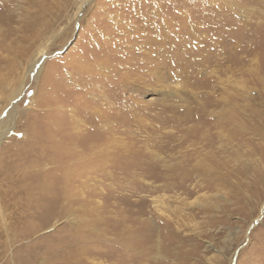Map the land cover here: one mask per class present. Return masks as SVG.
Returning a JSON list of instances; mask_svg holds the SVG:
<instances>
[{
    "label": "rangeland",
    "instance_id": "1",
    "mask_svg": "<svg viewBox=\"0 0 264 264\" xmlns=\"http://www.w3.org/2000/svg\"><path fill=\"white\" fill-rule=\"evenodd\" d=\"M1 134L18 264H264V0H0Z\"/></svg>",
    "mask_w": 264,
    "mask_h": 264
},
{
    "label": "bare ground",
    "instance_id": "2",
    "mask_svg": "<svg viewBox=\"0 0 264 264\" xmlns=\"http://www.w3.org/2000/svg\"><path fill=\"white\" fill-rule=\"evenodd\" d=\"M5 136L6 135L4 134L0 135V143L3 141ZM95 149L96 148L91 147L89 151L93 153ZM28 153L30 159L35 158L32 150L28 151ZM39 153L40 155L35 160L38 163H43L46 158H48L49 160H53V157L55 156L52 154L53 155V156L51 155L52 158L50 156L47 157L48 153L44 151H41ZM2 154L4 153L1 152V155ZM67 155L64 154V158H61L60 156L57 158V160L59 162H62L63 160L65 162H68L71 158L74 157V154H70L71 157ZM77 156L78 155H76V157ZM5 159L7 158H4V160ZM1 165L2 164L0 163V168ZM48 171L49 170H47V172ZM44 176H48V173L46 174V172H44ZM18 182L21 184L20 187L21 194L8 195L6 193L0 192V264H18L19 263L18 261H20L21 258L22 260L25 259L24 261H26V259L30 260L31 258V250L33 248V240L31 237L33 236V228H34V223H33L34 209L32 208V206H33L34 197L31 195V188L29 187V185L27 183L26 184L23 183L22 176L19 177ZM46 185L47 184H45V186ZM5 209L10 212L11 215L10 217H7L5 215L4 213ZM16 241L25 242L24 254L22 256L19 255L18 250L15 247Z\"/></svg>",
    "mask_w": 264,
    "mask_h": 264
}]
</instances>
